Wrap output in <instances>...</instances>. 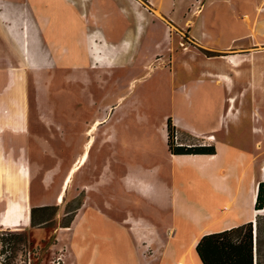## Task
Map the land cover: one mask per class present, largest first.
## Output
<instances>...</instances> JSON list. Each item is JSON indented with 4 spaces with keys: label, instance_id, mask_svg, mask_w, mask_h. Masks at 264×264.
<instances>
[{
    "label": "crops",
    "instance_id": "0c3cea01",
    "mask_svg": "<svg viewBox=\"0 0 264 264\" xmlns=\"http://www.w3.org/2000/svg\"><path fill=\"white\" fill-rule=\"evenodd\" d=\"M130 2L132 11L140 18L145 19L149 12L148 14L165 19L164 22L161 21L163 23L160 26H164L163 30L170 36L158 43L159 52L154 56H149L141 47V35L145 27L139 19L137 25L133 23L128 28L135 41H126L125 47L113 44L106 50L101 49L97 42L93 41L91 34H88L85 26L81 25L78 43L81 53L74 57L73 64L69 65L66 54L57 52L61 59V66L57 69L59 73H66L68 67H74L80 71L79 74L85 72L84 75L88 74L90 77L87 86L75 84L69 88L74 91V99L64 96L61 100H42L38 105H28V109L24 106V119L19 121V124L18 121H8L5 116L6 107L11 106L15 110L21 107L18 106L17 99H0V132L9 130L16 134L8 137L10 148H6L5 142L2 143L3 146L0 143V221L9 203L13 172L17 169L24 171L28 167L26 194L31 210L30 222L34 209H56L58 218L67 215L63 208L67 196L73 201L79 197L80 206L71 211L75 213L73 225L75 229L79 228L74 236L83 241L87 240V232L99 229L96 227L100 223L97 220L109 221L113 225V237L117 235L115 238H120L128 233L127 235L137 243L140 254H145L146 246L143 243L150 238L151 245L160 247V251L164 252L162 264H179L182 260L184 264H189L186 252L191 241L188 244L186 240L180 239V247L172 246L169 239L163 240L158 228L149 221L144 212L134 213L133 208H130V202L138 205L137 195L146 199L148 187L153 190V196L164 204L170 199H173V203L176 201L163 183L157 185L145 180L144 176L150 173L149 170L141 168V165L137 164L139 162L130 163L126 156L130 154L128 135L132 133V136L139 137V146L145 150H155L153 129L154 124L160 122V139L165 142L171 158L181 165L194 168L204 187L209 189L212 197L210 209L214 215L201 216L196 213L200 220L197 227L191 230V237L201 233L200 239L204 234L252 221L257 200L253 199V195L259 183L264 180V162L260 164L258 171L256 159L261 154L257 150L258 142L253 145L248 144L250 139L244 140L248 138L246 135H255L259 129L256 126V116H253L257 107L255 106L244 119L238 113V100L244 91H247L249 82L253 86L258 76L263 86L264 63L260 64L257 60L264 56L258 59L254 56L242 66L241 53H220L241 49L252 45L253 42L233 43L215 48L200 42L208 35L205 22L202 23L201 31L195 32L194 26L186 31L176 24L170 26V21L162 12L163 0H159L157 6L151 5L152 0H148L150 5H144L138 0ZM245 19L248 22L249 16H245ZM11 21L26 22L27 26L35 23L38 28L35 36L37 44L49 48L45 41L46 29L40 23L32 21L24 6L7 0L0 2V91H17L19 87L14 72L19 53L9 29ZM148 25L150 23L147 27ZM173 29L177 33V39L171 36ZM82 35L85 40L81 38ZM237 35L241 34L238 32ZM185 37L189 43L196 42L201 48L215 53L181 48V39ZM99 56L104 58V63L99 62ZM231 60L237 61L238 65H233ZM87 62L89 66H86ZM244 74L249 76L248 84L237 87L236 79H240ZM94 75L98 76L97 80L93 79ZM119 75L130 77L129 82L121 94L117 92L116 99L109 101L118 86ZM105 83L107 93L98 99L93 94L92 87L98 89ZM20 84L23 88V83ZM137 88H140L138 93ZM64 91H67L65 87ZM49 116L50 120L47 119ZM169 120L179 135L211 142L216 148V153H172L169 149ZM104 125L106 126L102 131L100 146L93 153L100 128ZM229 135L234 138L239 136L244 141L229 142ZM144 136L146 142L143 144ZM209 137H213V140H209ZM113 142L116 143L115 146L107 148L106 152L103 151L106 144ZM142 148L137 147L140 151L136 154L144 155ZM84 156L86 159L83 164ZM32 169L35 171L31 178ZM231 179L234 180L233 185L229 182ZM118 184L122 186L121 189ZM123 197L127 198V203L119 202ZM117 213H122V217H117ZM131 220L136 221L138 225L139 221L141 224H150L153 229L147 231L142 226L137 229L131 225ZM121 246H124L122 242ZM71 252L78 264L83 259L85 248L80 244V247ZM192 252L198 258L195 248H192Z\"/></svg>",
    "mask_w": 264,
    "mask_h": 264
},
{
    "label": "rangeland",
    "instance_id": "374dc122",
    "mask_svg": "<svg viewBox=\"0 0 264 264\" xmlns=\"http://www.w3.org/2000/svg\"><path fill=\"white\" fill-rule=\"evenodd\" d=\"M2 1L4 0H0V2ZM7 1L21 7L24 6L31 16L32 21L38 22L44 26L47 31L45 41L46 45L49 46V48L43 45L40 47L37 44L35 36L38 32V28L35 26V23L32 26H27L26 22L19 23L17 21H11V27H9V29L13 39L16 41L15 46L19 53V59L17 60V66L14 71L19 82V87L17 91L1 90L0 99H17L18 106L20 105L21 107L18 110L12 109L11 106L6 107L5 116L8 121H18V124L20 123L19 121L24 119V106L28 109V105H38L42 100H61L64 96L67 99H74V91L69 88L74 87L75 84H82L84 86L89 84L90 77L88 74L84 75L85 72H83L81 75L79 74L80 71L74 67H68L66 73H59L57 70L61 66V59L57 56V52L68 56L67 62L69 65H72L75 60L74 57L81 53H79L78 46L81 25L85 26L88 34H91L93 41L97 42L101 49L106 50L112 47L113 44L118 45V47H125L127 45L126 41H135L134 35L129 32L128 28L131 27L133 23L137 25L136 23L139 19L145 27L141 35V47L149 56H154L158 53V43L163 41L166 36H170L163 30L164 26H160L165 19L157 15L148 14L149 12L146 14L145 19L140 18L132 11L130 0ZM138 1L144 5H150L148 0ZM158 2L159 0H152L151 5L157 6ZM162 3V12L166 14L171 23L170 26H175L176 24L186 31L189 27L194 26L196 32V30L201 31L202 23L205 22L208 35L200 40L202 43L210 44L215 48H222L233 45V43L253 42L252 45L242 47L241 49L220 53H241L242 66H245V63H248L250 61L249 59L254 58V56H256L257 59L260 56H264V0H163ZM172 10H175V12ZM203 10L204 12L202 13ZM245 16H249L248 22H246ZM148 23H150V25L147 27ZM189 23L192 24L189 25ZM237 31L241 35H237ZM172 32L174 33L173 35L171 34V36L177 39V33L174 29ZM33 34L34 36L32 37ZM81 38L85 40L83 35ZM181 40L182 43L179 45L181 48H191L195 51L201 50L208 54L215 53L201 48L196 42L189 43L186 37ZM246 53H250V55H243ZM98 59L100 63L105 62L102 56H99ZM231 61L233 65H238L237 61ZM257 62L260 64L264 63V57H262L261 60L258 59ZM86 66H89L88 62ZM246 76L247 75L244 74L240 79H236L237 87L248 84L247 81L250 79H248L249 76ZM117 78L119 80L118 86L115 88V93L112 96L113 98L110 97L109 101L116 99L117 92L119 94L122 93L130 77H121V75H119ZM93 79L97 80L98 76L94 75ZM21 82L23 83V88L20 84ZM64 87L67 89L66 92L64 91ZM92 88L93 94L98 99H100L101 96H105L107 93L105 90L106 83L102 86L100 85L98 89H95V87ZM139 90L140 88H137V93ZM142 96L144 95L142 94ZM154 96H156V94ZM103 99H105V97ZM233 100L234 98L232 101ZM255 106L257 109L254 110L255 114H253V116H256V126L259 129L255 135H246L248 138H244V140L248 141L250 139L251 142L248 144L253 145L258 142L257 150L258 153L261 154L257 156L256 166L258 171H260V164L264 162V84L263 86L261 85L259 76L256 81L254 80L253 86L250 85L249 82L247 91H244L239 97L238 107L240 111H238V113L241 114L242 118L246 119L245 117L247 114L253 110ZM92 115H94V113H92ZM47 119L50 120V116L47 117ZM159 123L160 122L154 124L153 129L155 150L150 149V151H148L146 149V151L144 147H140V138L134 137L132 133H130V135H128L130 156H126L130 163L136 164L139 162L137 164L141 165V168L143 167V169L149 170L150 173L146 174V177L144 176L145 180L148 183H156L157 185L163 183V186L168 190L170 195L175 198L176 202L173 203V199H170L164 204L153 196V190L151 187H148V196L146 199L134 194L138 196V205L135 202H130V208H133L132 211L134 213L144 212L143 214L149 218V221L158 228L163 240L169 239L172 246L180 247V239L186 240L188 244L191 241L186 252V254H188L187 263L200 264L201 260L199 256L197 258V256L193 254L192 248H195L196 252V247L193 245L195 236L200 237L201 233H196L193 237L190 236L191 230L195 226L197 227L191 219V216L196 213H201V216L214 215L211 213L212 210L210 209L212 197L208 192L209 189L204 187L202 180L198 177L199 174L194 168L190 165H181L171 158L165 142L160 139L161 134L158 129ZM3 124L5 123L3 122ZM105 126L106 125L100 128L93 153H95L100 146L103 136L102 131ZM9 135L16 134L9 132V130L0 132V143L2 144L5 142L6 148H10ZM174 137L175 145L193 146L203 145V143L212 145L210 144L211 142H205L202 139L187 138L183 135H179V133ZM244 140L239 136L237 138H234L233 135L228 136L229 142L241 143ZM145 142L146 136L143 137L142 143L144 144ZM113 143L106 144L103 151L106 152L107 148L110 149L113 145L115 146L116 143ZM137 147L143 149L144 155L136 154L140 151L137 150ZM229 157L231 156L229 155ZM227 159L230 158L227 157ZM34 171L35 170L32 169L31 178L34 175ZM28 177V167L24 171H22V169H17L13 172L11 180L12 189H9V203H7L0 221V234L3 231H18V233L26 235L28 241H23L19 244H15L11 241L1 253L0 240V254L4 255L3 264H76L71 250L80 247V244L85 248V252L83 259H81L78 264L163 263L161 259L164 256V252L160 251V247L151 245L152 241L150 238L143 243V245L146 246L145 254H140L139 250H137V243L134 241V238H130V235H127L128 233L122 235L120 238H115L117 235L113 237V225L109 221L104 222L97 220L100 222L96 226L99 229L93 232H87V240L83 241L80 237L74 236L75 232L77 234L79 228L75 229V225H73L75 213L71 211L80 206L79 197L73 201L70 196H67L65 204L63 205L65 212L68 213L67 215L58 218L56 217V209L44 211H36L34 209L33 218L30 222L31 210H27L25 207V205L28 204L26 194ZM229 182L233 185L234 180L231 179ZM33 183L32 180V186ZM118 187L119 189L122 188L119 184ZM119 202L127 203L128 200L126 197H123ZM116 216L120 218L122 217V213H117ZM257 219L260 227L257 258L258 264H264V212L258 214ZM131 222V225L137 229L141 226L145 227L147 231L153 229L150 224H141V221H139V225L136 224V221L131 220ZM5 227H15L16 229L21 227V229H5ZM119 241L122 242L124 246L120 247ZM161 248H163V246H161ZM179 264H184V261H180Z\"/></svg>",
    "mask_w": 264,
    "mask_h": 264
},
{
    "label": "trees",
    "instance_id": "16d2710c",
    "mask_svg": "<svg viewBox=\"0 0 264 264\" xmlns=\"http://www.w3.org/2000/svg\"><path fill=\"white\" fill-rule=\"evenodd\" d=\"M169 149L175 154H215L214 145H175L174 136L177 132L172 121H168ZM256 208L264 209V180L258 185ZM47 210L49 208H42ZM257 235L254 233V223L252 221L204 234L196 245V252L202 264H258V245L260 240V227L257 219ZM10 229V228H9ZM20 229V228H19ZM16 230V229H14ZM1 253L12 241L19 244L28 241L26 235L18 231H3L0 234ZM255 243V244H254Z\"/></svg>",
    "mask_w": 264,
    "mask_h": 264
},
{
    "label": "bare ground",
    "instance_id": "6f19581e",
    "mask_svg": "<svg viewBox=\"0 0 264 264\" xmlns=\"http://www.w3.org/2000/svg\"><path fill=\"white\" fill-rule=\"evenodd\" d=\"M96 126V125H95ZM99 126V125H98ZM93 127V126H92ZM95 131V130H94ZM90 148H91V146H90ZM87 152V151H86ZM89 153V152H88ZM213 158L215 157V156H212ZM88 158H89V155H88ZM208 158V157H207ZM210 158V157H209ZM85 159H86V156H84V158H83V160H82V163L84 164V161H85ZM77 169L79 168V166H77L76 167ZM76 168H74V170L76 169ZM225 183V182H224ZM229 186V185H228ZM258 189V188H257ZM256 189V191H255V193H254V195H253V199L254 200H256V198H257V192H258V190ZM232 193V192H231ZM252 193V192H251ZM250 196V195H249ZM237 198V197H236ZM234 199V198H233ZM251 199H252V196H251ZM182 201V200H181ZM182 203V202H181ZM219 203V202H218ZM248 203H249V201H248ZM179 204H180V202H179ZM25 207H26V209L28 210L29 208H30V205H29V203L28 204H26L25 205ZM187 208V207H186ZM222 209V208H221ZM215 210V209H214ZM252 210V209H251ZM262 212H264V209H257V208H255V210H254V213H253V219H252V222L255 224L254 225V233L257 235V232H258V230H257V216H258V214H260V213H262ZM199 214V213H198ZM201 214V213H200ZM218 215V214H217ZM186 216V215H185ZM189 218V217H188ZM191 219L193 220V222L197 225V223H199L198 221L200 220L199 219V217L197 216V215H195V214H193L192 216H191ZM201 223V222H200ZM235 223V222H234ZM187 227V226H186ZM12 229H16L15 227L14 228H12ZM184 231V230H183ZM185 231H186V229H185ZM198 241H199V237H197V236H195V240H194V247H196V245H197V243H198ZM191 264H193V263H191ZM200 264H202V262L200 263Z\"/></svg>",
    "mask_w": 264,
    "mask_h": 264
},
{
    "label": "built area",
    "instance_id": "2783aa9c",
    "mask_svg": "<svg viewBox=\"0 0 264 264\" xmlns=\"http://www.w3.org/2000/svg\"><path fill=\"white\" fill-rule=\"evenodd\" d=\"M177 133H178V132H176L175 135H177ZM211 138H213V137H209L208 139H209V140H213V139H211ZM178 145H181V144H178ZM203 145H206V144L203 143ZM254 252H255V264H256V249H255V246H254ZM3 256H4V255H1V261H0L1 264H3V261H4Z\"/></svg>",
    "mask_w": 264,
    "mask_h": 264
}]
</instances>
